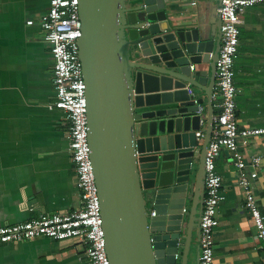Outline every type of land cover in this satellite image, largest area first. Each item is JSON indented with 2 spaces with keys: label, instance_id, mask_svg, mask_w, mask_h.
Returning <instances> with one entry per match:
<instances>
[{
  "label": "water",
  "instance_id": "water-1",
  "mask_svg": "<svg viewBox=\"0 0 264 264\" xmlns=\"http://www.w3.org/2000/svg\"><path fill=\"white\" fill-rule=\"evenodd\" d=\"M79 1L89 144L110 262L190 264L215 117L200 145L203 100L195 89L211 101L215 81L207 87L192 67L216 71L221 21L188 30L170 17L167 0Z\"/></svg>",
  "mask_w": 264,
  "mask_h": 264
},
{
  "label": "crops",
  "instance_id": "crops-1",
  "mask_svg": "<svg viewBox=\"0 0 264 264\" xmlns=\"http://www.w3.org/2000/svg\"><path fill=\"white\" fill-rule=\"evenodd\" d=\"M221 1L167 0V7L179 26L211 30L220 21ZM50 3L51 0H0V227L25 223L41 215H69L83 207L68 131L62 125L64 113L50 110L55 101L54 59L42 28ZM242 20L235 61L238 123L241 130L264 129V3L247 9ZM31 21L33 25L28 24ZM192 69L203 73L207 87L215 81L211 101L203 91L195 89L196 99L203 100L199 132L203 136L199 144L203 145L211 113H220L222 98L217 94L212 64ZM239 145L247 162L254 156L262 158L253 191L264 215V136L242 138ZM216 167L223 180V201L218 207L215 264H264V245L244 207L233 155L222 150ZM202 207L201 201V212ZM199 256L198 229L190 264H199ZM0 264L90 262L85 246L77 240L40 238L0 246Z\"/></svg>",
  "mask_w": 264,
  "mask_h": 264
},
{
  "label": "built area",
  "instance_id": "built-area-1",
  "mask_svg": "<svg viewBox=\"0 0 264 264\" xmlns=\"http://www.w3.org/2000/svg\"><path fill=\"white\" fill-rule=\"evenodd\" d=\"M263 3L264 0H222V6L218 9L221 47L216 75L217 94L222 102L220 113L213 120L211 142L205 158V197L199 221V264H215L218 207L223 201V180L217 172L216 162L222 150L229 151L234 157L238 185L245 199L244 207L250 212L257 237L264 245V215L253 191L262 168V158L254 156L247 162L239 145L242 138L264 136V129H240L236 103L239 91L235 83L242 17L247 9ZM28 24L33 25V22ZM42 28L54 59L55 101L50 110L64 113L62 125L68 131L78 178L77 189L81 193L83 207L69 215H41L25 223L0 227V246L40 238L77 240L85 246L90 264H111L106 250L101 201L89 144L87 84L80 58V41L83 37L80 1L51 0L50 9L42 19ZM197 137L198 140L203 138L201 133Z\"/></svg>",
  "mask_w": 264,
  "mask_h": 264
},
{
  "label": "flooded vegetation",
  "instance_id": "flooded-vegetation-1",
  "mask_svg": "<svg viewBox=\"0 0 264 264\" xmlns=\"http://www.w3.org/2000/svg\"><path fill=\"white\" fill-rule=\"evenodd\" d=\"M204 201V198H202V202ZM202 210H203V207H202Z\"/></svg>",
  "mask_w": 264,
  "mask_h": 264
},
{
  "label": "rangeland",
  "instance_id": "rangeland-1",
  "mask_svg": "<svg viewBox=\"0 0 264 264\" xmlns=\"http://www.w3.org/2000/svg\"><path fill=\"white\" fill-rule=\"evenodd\" d=\"M198 163H199V160H198ZM200 210H201V208H200Z\"/></svg>",
  "mask_w": 264,
  "mask_h": 264
}]
</instances>
